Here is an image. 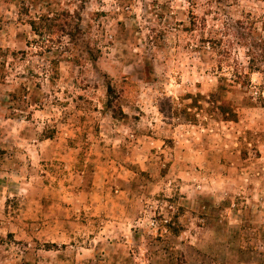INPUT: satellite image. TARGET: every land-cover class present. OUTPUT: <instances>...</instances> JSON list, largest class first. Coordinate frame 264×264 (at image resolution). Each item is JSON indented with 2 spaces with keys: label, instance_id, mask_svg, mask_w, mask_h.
I'll list each match as a JSON object with an SVG mask.
<instances>
[{
  "label": "rangeland",
  "instance_id": "rangeland-1",
  "mask_svg": "<svg viewBox=\"0 0 264 264\" xmlns=\"http://www.w3.org/2000/svg\"><path fill=\"white\" fill-rule=\"evenodd\" d=\"M263 99L264 0H0V264H264Z\"/></svg>",
  "mask_w": 264,
  "mask_h": 264
},
{
  "label": "trees",
  "instance_id": "trees-1",
  "mask_svg": "<svg viewBox=\"0 0 264 264\" xmlns=\"http://www.w3.org/2000/svg\"><path fill=\"white\" fill-rule=\"evenodd\" d=\"M47 20H50L47 19ZM34 24V22L32 23ZM31 24V25H32ZM35 25H32V27H34ZM48 28H50V23H48L47 21V25H46ZM37 27H42L41 25H38ZM36 28V26H35ZM33 30H36V29H33ZM51 40V41H50ZM50 42H52V39L49 38ZM22 52V54H24L23 51H20ZM47 66L49 67V70H51V73H56V69H55V63H57L56 59L52 56L50 58L47 59ZM48 69V68H47ZM28 94V90L27 88L23 87V85H17L15 86V88L13 89V92H11L9 94L11 100H22L25 102V99L24 97ZM264 100V99H263ZM216 109H217V113L218 114H223L225 116V118H230V116L233 115V112H231V110H229L227 107H226V104L225 102L221 103L220 105L216 106Z\"/></svg>",
  "mask_w": 264,
  "mask_h": 264
}]
</instances>
